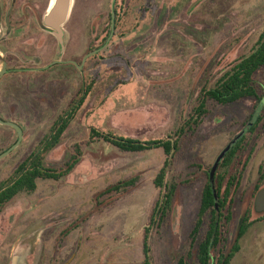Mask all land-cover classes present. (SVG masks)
<instances>
[{"label": "rangeland", "instance_id": "1", "mask_svg": "<svg viewBox=\"0 0 264 264\" xmlns=\"http://www.w3.org/2000/svg\"><path fill=\"white\" fill-rule=\"evenodd\" d=\"M196 1L118 0L115 35L98 54L85 56L106 43L112 0H73L64 52L58 39H47L43 31L42 40L53 46L38 49L39 64L8 60L12 69L57 59L85 60V69L59 63L38 72L12 71L2 78L0 113L17 122L24 135L0 160V183L11 177L82 88L92 87L61 143L45 160L46 166L60 169L80 143V163L60 180L39 178L34 192L23 191L6 205L0 213V264L143 263L144 230L158 197L154 178L165 152H125L101 139L86 141L92 127L142 140L167 139L193 108L200 89L250 52L264 31V0H200L192 6ZM257 78L264 86V68ZM259 120L256 131L247 134L250 144L241 148L227 174L239 176L244 170L232 196L233 219L223 223L230 244L264 165V100L216 108L184 151L185 166L194 160L213 167L229 143ZM16 139L14 128L0 124V153ZM136 175L141 177L134 187L104 196L97 206L100 191ZM204 182L201 177L178 193L171 227L153 245L155 264H180L181 257L187 258ZM253 204V223L232 264H264V213L257 214ZM209 222L207 216L205 230Z\"/></svg>", "mask_w": 264, "mask_h": 264}, {"label": "trees", "instance_id": "2", "mask_svg": "<svg viewBox=\"0 0 264 264\" xmlns=\"http://www.w3.org/2000/svg\"><path fill=\"white\" fill-rule=\"evenodd\" d=\"M118 22L119 12L117 11L116 26H118ZM262 68H264V31L250 52L239 57L217 79L212 83L205 84L200 89L193 108L181 118L179 126L167 139L142 140L112 131L105 132L95 127L91 128V138L86 141L88 144L94 139H101L125 152H143L157 148H162L165 152L164 164L154 178L158 197L152 207L149 224L144 230V260L142 264H155L153 245L157 236H163L171 227L178 193L182 188L193 185L201 177L205 182L201 190L199 211L190 236L191 248L187 258L181 257L179 263L191 264V259L193 264H232L235 253L241 248V238L253 222L250 220L249 211H247L242 217V222L237 226L235 240L230 244L228 234L223 231V223H229L233 219L232 196L241 184L244 170L240 172L239 176L238 172H234L227 178V174L229 168L235 164L241 148L250 144V136L247 134L256 131L257 123L260 120L213 167L205 168L204 165L198 164L194 160L189 161L185 166L188 158H185L184 151L187 144L198 136L202 125L209 116L213 115L216 108L245 99H254L256 102L264 100V86L257 78V74ZM91 87L90 84L82 88L69 107L57 117L49 132L36 148L14 170L11 177L0 183V213L19 193L34 192L38 188L37 180L39 178L60 180L71 174L78 166L84 155L80 143L76 144L67 162L60 169L46 166L45 160L47 155L61 143L63 134L84 104ZM0 116L8 120L3 115ZM251 156L252 154L248 156L244 169ZM259 172L260 177L254 192L257 194L264 187V165L260 167ZM140 177L136 175L107 186L96 195L97 206L102 203L101 198L104 196L120 194L134 187ZM207 216L210 217V222L205 230ZM218 220H220L219 226L216 225ZM71 228L65 232H70Z\"/></svg>", "mask_w": 264, "mask_h": 264}, {"label": "flooded vegetation", "instance_id": "3", "mask_svg": "<svg viewBox=\"0 0 264 264\" xmlns=\"http://www.w3.org/2000/svg\"><path fill=\"white\" fill-rule=\"evenodd\" d=\"M52 2L53 0H0V56H2L6 60V63H7L6 68L8 72L5 75L9 74L12 71L38 72V71H43V70L50 69L53 67V65L52 66L50 65L56 60H53L43 65L35 66V67L34 66L26 67V65L25 66L22 65V66H19V68H15V69L11 68V66L9 65V61H8L9 59H14V58L26 59V60L32 59L34 60L36 64H39L42 60V57L38 55V49H41V48L49 49V48H52L53 46L49 40L47 41L42 40L43 38L42 35H44L43 31L49 34L47 36V39L52 38L53 36H55L58 39L59 46L62 51L61 43L57 36L56 30L50 27L49 25H47V23L45 22V16L47 12L49 11L52 5ZM112 4H113V0H112ZM117 7H118V0L115 1V5H114L115 12H116V18H117V11H118ZM115 28H116V25H115ZM63 30H64V39H65V35H66L65 25L63 26ZM111 30H112V11H111L110 33H111ZM108 38L109 36L107 37L105 42H107ZM100 48H101L100 45H98L97 47H93V49L90 50V52H87L85 56H88L89 54L97 51ZM65 50H66V46H64V50L62 52H64ZM62 61H64L62 64H73L77 66L74 63L68 62V61H77V60L67 59V60H62ZM83 61H80V62L77 61L79 64L82 65V68H80L82 70L85 69V63H83ZM2 66H3V62H2ZM2 78L0 79V83L2 81ZM257 195L258 194L255 193L254 197L252 196L251 204L254 203L253 204L254 210L256 211L257 214H263L264 211L259 212L256 210ZM251 204L249 205V207L245 210V212L242 215L243 217L245 213L249 211L250 220H251V215H252ZM242 217L239 223L242 222ZM216 225L217 226L220 225V220L217 221ZM248 231L246 232V234L243 235V237L241 238V241L247 235ZM236 235H237V232L235 231L233 237H231L233 238L232 241L235 240Z\"/></svg>", "mask_w": 264, "mask_h": 264}, {"label": "water", "instance_id": "4", "mask_svg": "<svg viewBox=\"0 0 264 264\" xmlns=\"http://www.w3.org/2000/svg\"><path fill=\"white\" fill-rule=\"evenodd\" d=\"M115 1L113 0V4H112V30L111 33L109 35V38L107 40V42L97 51L89 54L90 55H94L98 52H100L103 48H105L108 43L110 42L111 38L113 37L114 33H115V25H116V12H115ZM200 0H197L196 2H194L192 4V6H195L197 4V2ZM72 4H73V0H53L52 5L49 9V11L47 12L46 16H45V22L47 23V25H49L50 27H52L53 29L56 30L57 32V36L60 40L61 43V47H62V51L64 50V30H63V26L65 25V23L67 22L71 9H72ZM1 61L3 62V66L0 69V79L8 72L7 68H6V60L0 56ZM64 61L61 60H56L54 61L50 66L55 65V64H59V63H63ZM71 63L76 64L79 68H82V65L79 64L77 61H68ZM83 63H85V60L83 61ZM49 66V67H50ZM48 68V67H46ZM0 124L5 125V126H9L14 128L17 131V140L16 142L10 146L6 151L2 152L0 154V160H2L4 157L8 156L11 152H13L22 142L23 140V135H24V131L23 128L16 122L13 121H9V120H4L1 116H0ZM245 133H241L240 135H238L235 139H233L229 145L226 147V149L224 150V153L221 155L220 159L224 156V154L234 145L237 143V141L244 136ZM256 210L259 212H263L264 211V187L259 191L257 198H256ZM177 215V211L175 212Z\"/></svg>", "mask_w": 264, "mask_h": 264}]
</instances>
